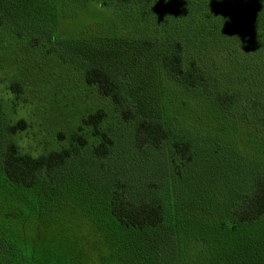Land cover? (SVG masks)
Wrapping results in <instances>:
<instances>
[{"label": "trees", "instance_id": "1", "mask_svg": "<svg viewBox=\"0 0 264 264\" xmlns=\"http://www.w3.org/2000/svg\"><path fill=\"white\" fill-rule=\"evenodd\" d=\"M91 3L133 25L123 27L125 34L99 27L88 34L98 42L79 44L90 46V53L104 50L109 65L86 68L84 80L132 122L131 144L149 169L122 175L118 167L103 168L113 141L99 131L107 115L98 109L82 120L101 138L89 158L82 155L87 142L76 132L69 148L38 157L19 155L0 134V191L21 202L26 189L70 177L75 197L86 189L101 191L97 215H106L116 252L140 253L144 264H181L179 244L196 243L214 264H251L261 255L256 249L264 248L251 246L248 263L237 262L184 229L201 226L205 217L216 221L217 210L234 224L264 220V104L263 113L247 105L259 95L264 101V56L257 48L264 19H253L249 28L242 18V9L264 0H0V27L13 25L56 42L59 20ZM235 11L239 22L229 16ZM11 90L21 94L17 84ZM23 124L6 130L14 134ZM149 151H156L151 159ZM11 231L0 230V264H25L19 250L14 259L5 257Z\"/></svg>", "mask_w": 264, "mask_h": 264}, {"label": "rangeland", "instance_id": "2", "mask_svg": "<svg viewBox=\"0 0 264 264\" xmlns=\"http://www.w3.org/2000/svg\"><path fill=\"white\" fill-rule=\"evenodd\" d=\"M262 4L242 9L245 13L242 18L250 22L249 28L255 23L253 19H264ZM229 16L239 22L237 11ZM120 19L109 9L88 4L74 18L59 20L54 34L56 42L46 41L36 32L19 33L13 25L0 27V134L16 146L19 155L38 157L69 148L70 136L76 132L86 140L82 155L89 158L101 138L94 136L93 128L85 126L82 120L102 109L107 116L99 131L113 141L110 156L102 162L103 168L118 167L122 175L124 171H136L140 175L148 171V164L131 144L132 122L124 121L111 99L84 80L86 68L109 64L100 54L103 49L90 53L91 47L79 42H98L88 34L100 31L99 27L110 26L121 34L126 33L123 27L133 28L128 21ZM259 37L258 52L264 56V34ZM82 39L89 43L77 41ZM13 84L21 87L19 96L11 90ZM251 100L247 104L249 109L263 113V97L255 96ZM242 104L241 107H246ZM20 121L24 124L16 133L6 130ZM155 152L149 151V159ZM226 170L227 167L222 168L223 172ZM234 174L236 185L240 180L239 169ZM69 178L26 189L23 194L27 196L21 202L0 191V230L4 226L13 230L4 238L5 246L12 248L5 257L12 254L14 259V253L19 250L17 258L25 264H144L140 253L135 257V253L114 251L106 215H97L101 200L97 196L101 191L92 194L91 189H86L81 197H75L74 189L67 184ZM222 213L217 210L216 221L205 217L201 226L193 224L184 229L185 233L209 240L212 245L209 247L217 245L220 251L231 253L237 262H247L246 254L251 246L264 248V220L234 224L231 218L221 220ZM256 250L261 255L253 256L251 264H264L263 250ZM204 252L201 245L188 243L179 244L177 255L179 261L183 259L181 264H214L216 260L206 259Z\"/></svg>", "mask_w": 264, "mask_h": 264}]
</instances>
